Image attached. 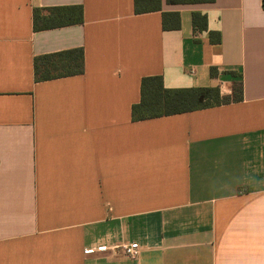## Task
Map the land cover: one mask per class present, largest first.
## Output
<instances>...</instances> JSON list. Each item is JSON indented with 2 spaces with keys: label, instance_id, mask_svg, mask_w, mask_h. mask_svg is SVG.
<instances>
[{
  "label": "crops",
  "instance_id": "obj_1",
  "mask_svg": "<svg viewBox=\"0 0 264 264\" xmlns=\"http://www.w3.org/2000/svg\"><path fill=\"white\" fill-rule=\"evenodd\" d=\"M69 6L83 23L34 30ZM159 6L0 0V264H264V0ZM73 49L83 74L35 80V57ZM148 76L241 99L133 122Z\"/></svg>",
  "mask_w": 264,
  "mask_h": 264
},
{
  "label": "trees",
  "instance_id": "obj_2",
  "mask_svg": "<svg viewBox=\"0 0 264 264\" xmlns=\"http://www.w3.org/2000/svg\"><path fill=\"white\" fill-rule=\"evenodd\" d=\"M160 0H134L135 14L160 10ZM214 0H167L169 4H205ZM83 23L81 6L54 7L39 9L33 12V28L44 31ZM192 25L195 31H207V17L200 13L192 14ZM162 26L165 30L179 29L178 13H164ZM212 44L220 43L219 32L210 31ZM214 69L211 74H214ZM84 73L83 49H73L34 58L35 80L46 81L57 78L81 75ZM141 99L131 108L133 122L178 115L187 112L220 106L241 99L242 89L235 85L231 96L221 94L218 87H196L186 89H167L161 76H148L141 80Z\"/></svg>",
  "mask_w": 264,
  "mask_h": 264
},
{
  "label": "built area",
  "instance_id": "obj_3",
  "mask_svg": "<svg viewBox=\"0 0 264 264\" xmlns=\"http://www.w3.org/2000/svg\"><path fill=\"white\" fill-rule=\"evenodd\" d=\"M108 249L107 246L105 245H100L98 247H94L90 250H87V253H91L93 251H97V252H104ZM124 251H125V254L130 257V258H136L139 253H140V246L138 243H132V244H129V245H126L124 246Z\"/></svg>",
  "mask_w": 264,
  "mask_h": 264
}]
</instances>
